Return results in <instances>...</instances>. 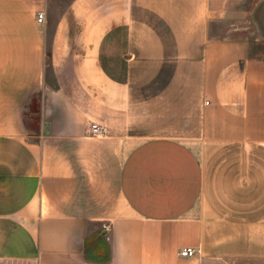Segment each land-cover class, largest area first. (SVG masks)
I'll use <instances>...</instances> for the list:
<instances>
[{
    "label": "crops",
    "instance_id": "1",
    "mask_svg": "<svg viewBox=\"0 0 264 264\" xmlns=\"http://www.w3.org/2000/svg\"><path fill=\"white\" fill-rule=\"evenodd\" d=\"M0 264H264V0H0Z\"/></svg>",
    "mask_w": 264,
    "mask_h": 264
},
{
    "label": "built area",
    "instance_id": "2",
    "mask_svg": "<svg viewBox=\"0 0 264 264\" xmlns=\"http://www.w3.org/2000/svg\"><path fill=\"white\" fill-rule=\"evenodd\" d=\"M43 19V12L37 13V21L41 22ZM90 132L93 136H105L108 133V127L98 122H92L90 125ZM196 253V249L187 247L181 250L180 254L183 256H192Z\"/></svg>",
    "mask_w": 264,
    "mask_h": 264
},
{
    "label": "rangeland",
    "instance_id": "3",
    "mask_svg": "<svg viewBox=\"0 0 264 264\" xmlns=\"http://www.w3.org/2000/svg\"><path fill=\"white\" fill-rule=\"evenodd\" d=\"M62 11L61 10H56L55 14L58 15V14H61ZM37 96H33L31 101L29 102V109L27 110V115L30 113V112H34L36 109H37Z\"/></svg>",
    "mask_w": 264,
    "mask_h": 264
}]
</instances>
